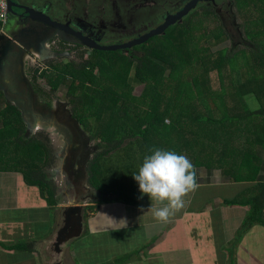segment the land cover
<instances>
[{
	"label": "trees",
	"instance_id": "16d2710c",
	"mask_svg": "<svg viewBox=\"0 0 264 264\" xmlns=\"http://www.w3.org/2000/svg\"><path fill=\"white\" fill-rule=\"evenodd\" d=\"M232 2L243 15V31L253 44L249 56L245 52L241 57L235 53L227 55L226 50L204 55L196 39H192L193 29L201 28L186 23L172 26L164 36L137 46L140 56L94 51L89 62L71 70L63 67L47 78L55 91L69 81L74 119L83 129L92 131L88 132L90 140L97 142L98 149L101 147L88 165L89 183L97 192L118 170L121 172L117 187L124 194L135 192L139 185L133 174L155 149L187 153L195 168H216L220 157L228 156L220 160L219 167L232 179L237 175L225 164L235 159L252 162L248 168L242 165L245 171L240 176L257 177V149H264V0ZM204 11V17L219 21L214 13ZM212 26L207 29L205 41H226L224 30L213 31ZM182 47L185 51H181ZM242 64L244 70L238 69ZM225 66L233 73L227 75ZM57 77L61 80L56 81ZM139 86L143 92L136 97L133 92ZM248 97L256 98L258 110L249 109L252 100ZM0 121V172L15 173L29 187H40L43 195L54 197V204L48 205L56 206L57 186L48 172L57 157L49 134L28 136L21 113L14 106L6 105L0 111ZM113 153L116 155L111 167L98 165L99 159H107ZM28 179L37 182L28 183ZM260 187L259 194L247 204L229 203L251 207V226H264V184Z\"/></svg>",
	"mask_w": 264,
	"mask_h": 264
},
{
	"label": "crops",
	"instance_id": "0c3cea01",
	"mask_svg": "<svg viewBox=\"0 0 264 264\" xmlns=\"http://www.w3.org/2000/svg\"><path fill=\"white\" fill-rule=\"evenodd\" d=\"M20 2L26 6L35 5L29 1ZM35 25L31 24L26 29ZM36 26L41 27L40 30L45 29L41 25ZM12 27L16 32V27ZM10 28L9 24H0V33L5 34L7 41L14 45L19 33L14 35ZM42 43L47 42L42 39ZM44 44L40 49H45ZM42 53L40 50L39 54ZM8 56L16 58L17 50L8 52ZM59 80L57 77L56 81ZM13 81V78L6 76V82L12 89ZM48 83L53 88L50 93L53 99H58V96L66 99L69 81L61 83L56 91L54 85ZM62 88L67 89L65 95L60 92ZM2 94L0 92V111L6 105L14 106L24 99L14 93L8 92L7 96ZM22 119L26 125V119ZM70 127L75 135L71 148L76 150L82 134L74 124ZM83 131L87 136V131ZM67 146L63 145L57 154L53 177L48 175L55 185L66 177L62 174L61 179L57 171L61 172L63 163H68L67 158L70 157L65 155ZM257 155L260 164L257 177L253 179L240 175L235 179L226 177L219 165L216 168L198 166L199 188L184 198L185 206L166 223L156 221L151 212H147L151 201L146 195L141 198L139 189L126 194L102 196L92 186L93 192L84 191L85 194H81L83 188L77 190L78 185L74 184L72 189L66 191L65 199L57 196L66 205H35L29 199L22 204L18 193L22 180L15 173L0 172V264H70L74 260L77 261L74 264H264V226H251L248 219L251 207L229 205L232 201L247 204L259 194L260 186L264 184V149L258 148ZM201 170L203 176L200 175ZM55 176L60 179L59 182L54 180ZM73 190L78 194H73ZM45 198L49 199L47 196ZM75 201L82 209L86 208L87 213L82 211L86 226L83 222L81 236L67 240L57 249V239L66 227L67 210L70 203L75 204ZM90 207L94 209L89 210ZM141 209L144 211L141 212ZM92 251L96 255L104 252V256L96 257V260L78 261L76 252L83 255ZM119 254H122V260H108Z\"/></svg>",
	"mask_w": 264,
	"mask_h": 264
},
{
	"label": "flooded vegetation",
	"instance_id": "af4514ba",
	"mask_svg": "<svg viewBox=\"0 0 264 264\" xmlns=\"http://www.w3.org/2000/svg\"><path fill=\"white\" fill-rule=\"evenodd\" d=\"M13 1L23 5L19 0ZM77 1L79 0H62V2L70 5L72 3V6H74ZM80 1L81 3L83 2L82 6H85L86 0ZM194 1L195 0H97L98 13L95 14L93 19H90V17L86 19L84 17H76L77 14L74 11L76 8H73V11L68 13L67 16L52 13L48 6L38 7L35 5L34 9L48 15L49 18L58 23L69 22L70 27L82 31L84 36L89 37L97 46L112 47L116 45H125L150 33L164 24L168 17L176 16L184 10L187 5ZM234 9L231 0L230 2L229 0H216L215 3L200 2L187 17L174 27H180L189 23L190 19L194 17L197 12L209 10L218 17L220 26L229 40H231L229 28H235L234 26H236L237 31L236 28L235 31L238 32L237 35L241 40L239 44L253 48L251 42L252 45L247 42L246 38V40H244L245 36L237 22ZM142 12L145 14H142ZM14 13L24 15V11L18 9H14ZM226 18L231 19L232 22L226 24ZM12 21L11 18L9 23H12ZM27 22L28 21L24 20L17 21L19 26L15 28L16 32H14V35L19 34L17 35V40H14V45L7 41L8 38L5 34L2 35L0 33V69L5 66L4 63L6 60H8L7 64L11 66L14 65L16 68L20 66V63H22V66L24 64L23 75L17 76L13 81V89L6 82V76L0 73V92H3L4 94L2 95L4 96H7L6 94L9 92L24 98L20 100V103L14 104V106L20 110L22 117L26 119L27 134L35 135L39 132H45L49 134L48 137L51 140L50 132L55 133L61 137L63 145H68L65 150V155L70 158L68 159L66 172H62L65 176L71 169L72 156L86 152L85 158L88 157L89 162L90 157L93 158L96 152L91 149L87 142L86 134L82 127L75 121L76 119H74L68 94L65 100L53 99V97L50 96L53 88L50 87L47 77L53 73L57 74L56 68L59 64V60H67L69 65L67 68L74 69L81 64L89 62L93 57L92 54L94 50H90L83 46L81 42L71 34H62L59 31L54 32L53 30H50L52 33L50 31L47 33L46 29L43 31V28L40 30L41 27L36 26L39 24L26 29L32 24L29 22L30 25H27ZM9 23H6V25ZM12 26L11 24V27ZM62 35L65 36L66 41L62 39ZM42 39L47 42L46 44L42 43L45 49H40L42 45L40 42ZM236 46L237 44L233 43L230 50H234ZM135 48L136 47L121 52H124L126 56L130 57L140 56L141 52L135 50ZM13 49L17 50L16 61L10 60L8 56V52H11ZM40 50L44 52L41 55L39 54ZM21 59L22 62H20ZM6 100L9 101L10 99L6 98ZM72 124H74L76 129L82 134L80 141L77 143L81 148L76 145V150H72L71 148L73 138L75 137L70 127ZM48 175L50 178L53 177L52 170L48 172ZM73 184H75V180L74 183L70 181L69 184L65 182V180L60 182L59 185H57L56 196H61L65 199L64 196L67 194L65 189H72ZM76 189L79 190L78 187ZM75 192L76 190H73V194ZM76 194H78V191ZM68 202H70V200H68ZM77 203L79 202L75 201L74 205H77ZM82 210L86 211V208ZM63 232L65 235L75 234L72 225L66 226Z\"/></svg>",
	"mask_w": 264,
	"mask_h": 264
},
{
	"label": "rangeland",
	"instance_id": "374dc122",
	"mask_svg": "<svg viewBox=\"0 0 264 264\" xmlns=\"http://www.w3.org/2000/svg\"><path fill=\"white\" fill-rule=\"evenodd\" d=\"M19 1H29V2H32V3H35V5H37L38 7L40 6H48V4H50V10L52 13H55L56 15H62V11L65 12L66 16L68 13H70L71 11H73V8H76L74 11L76 12V17L80 18V17H84L85 19L87 17H90V19H93L95 14L98 13V8H97V0H86V3H85V6H82V3L81 1H77L75 3L74 6H72V3L71 5L68 4V3H64L62 2V0H19ZM233 1V0H231ZM230 2V0H229ZM84 11V12H83ZM234 13L236 15V18H237V22L238 24L240 25L241 27V31L242 33L244 34V40L247 39V34L243 31V28H242V25H244V21L243 19H241V16H243L242 14H239L237 12L236 9H234ZM142 14H145L144 12H142ZM64 15V14H63ZM9 20L11 21V18H9ZM226 24L227 23H230L232 22L231 19L229 18H226ZM213 24L211 30H215V29H220L221 26H220V21H216L214 20V18H207V17H204L203 16V13L202 12H197L195 14L194 17H192L189 21V25H191V27H194V26H199L201 29L198 30V29H193V37L192 39H196V42L198 43L199 45V49H200V52L203 51L202 53L204 55H206L208 52H210V54H218L219 52H221L222 50H226L224 52L227 53V55H229V53H235V55H239V57L242 56V52H245L248 54H250V52L252 50L249 49V47H246V46H243L242 44H239L240 43V37L237 35L238 32L237 31V27L234 26L236 28V31H235V28L233 27H230V32H229V35L231 37V40H229L228 38L226 39V41H224L223 43H216L214 40H213V37H212V40L213 41H210L209 43H207L205 41V35L208 34L209 32L207 31V29L210 27V25ZM9 25L11 26V22L9 23ZM209 30V29H208ZM246 38V39H245ZM247 42H249L247 40ZM233 43H236L237 46H236V50L234 51H231V46ZM250 43V42H249ZM251 44V43H250ZM252 45V44H251ZM185 51L184 47L181 48V51ZM230 50V51H229ZM242 59V58H241ZM58 64L57 65V69L56 70H60V69H63V67L65 66L64 69L67 68L68 65V62L67 60H59L58 61ZM245 65L242 64V65H238V69H243ZM71 70V68L69 69ZM225 71V73L227 75H230L231 73H233V70L229 69L227 66L224 67L223 69ZM213 73L212 72L210 74V81L211 83H213L212 81V77H213ZM55 74H51L49 77L51 76H54ZM48 78V77H47ZM229 81V78H226L225 79V83H227ZM253 81V79L251 80ZM66 88H62L60 90V92L65 95L66 93ZM219 90V89H218ZM143 92V87H136L133 94L134 96L136 97H139ZM64 96H61L59 97L58 96V99L59 100H64L65 98H63ZM56 99V98H55ZM249 101L252 100V102L250 101V104H249V109L252 110V111H256L259 109V102L256 101V98L254 97H248L247 98ZM247 100V101H248ZM254 101V102H253ZM50 132V131H49ZM92 134V131L91 130H88L87 131V136H90L89 133ZM50 135H51V138L53 140V146H54V150H55V153L58 154L61 150V148L63 147V142H62V139L60 136L54 134V133H51L50 132ZM91 142V141H90ZM97 142H91V146L94 147V146H97L96 145ZM100 149L101 147L98 149L97 148V151H96V154L100 152ZM86 152H84L83 154L85 155ZM187 153H183L182 155H185L186 156ZM115 153H113L112 155L108 156L107 159H99L100 162H98V165L99 166H102L103 168L104 167H111L114 162V157H115ZM228 156H221L220 159H219V165L222 166V164L220 163V160H223V158L227 159ZM189 160H191V158L189 157L188 158ZM106 160V161H104ZM116 161V160H115ZM86 162H83L82 163V167L85 165ZM252 162L250 163H247V161L244 163V161L242 162H239L237 159L234 160V162H231V163H227L224 165V167L229 170V171H233L235 175L239 176L244 170V168H242V165L244 164L246 168H248V166L251 165ZM90 164V163H89ZM88 164V165H89ZM88 165L86 164V171L84 172L83 170H79L78 172V180L75 179V183L76 185H78V188H83V191H81V194H85V192H93V188L90 186V183H89V180H88ZM121 170H118V171H115V174L114 176L110 175L108 177V180L106 182V186L102 187L101 189H99L100 191V194L103 196V194H108V195H112V194H124L123 190L119 189L117 187V184L118 183V173H120ZM90 173V171H89ZM90 177V175H89ZM54 180H58V182L60 181V179H57L56 176L54 178ZM37 182L36 180H31V179H28L27 182L28 183H31V182ZM57 186V185H56ZM19 189H18V193H19V200H20V203L24 204V203H27V200L29 199V201H31V204H46V203H52L54 204V197H50L49 194L47 193L46 194H42L40 192V187L37 188V187H29L25 181H22L21 184L18 185ZM96 187V186H95ZM47 189V188H46ZM31 196V197H30ZM48 197L49 196V199L50 200H47L45 197ZM79 196V195H78ZM82 196V195H81ZM56 198H58L56 196ZM58 202L57 203H61V204H65L64 200L62 198H58ZM66 205V204H65ZM85 212V211H84ZM87 213V211H86ZM84 222V221H83ZM85 223V222H84ZM71 248V246H69ZM76 256L78 257V261L80 259H85V260H96V257H102L104 256V252L103 253H100L97 255L92 251V252H88L86 254H80L79 252H76ZM122 254H119L117 256H114V257H111L109 258L108 260L112 261V260H122ZM76 263L77 261L74 260ZM74 261H72L70 264H74Z\"/></svg>",
	"mask_w": 264,
	"mask_h": 264
},
{
	"label": "water",
	"instance_id": "95a60500",
	"mask_svg": "<svg viewBox=\"0 0 264 264\" xmlns=\"http://www.w3.org/2000/svg\"><path fill=\"white\" fill-rule=\"evenodd\" d=\"M6 1L8 4V22L7 23H9V18H12V20L14 22L12 21L11 24L14 27L19 26L17 24V21L24 20V21H28L27 24H30L29 22H31L32 24H39L41 26H44V28L46 27L45 29H46L47 33L50 30H53L54 32L59 31L62 34L63 33L64 34L65 33L71 34L74 37H76L81 42V44L83 46L87 47L90 50L99 51V52H116V51L129 50V49H132V48L137 47V46H142L153 38L164 36L166 34V31L170 27L175 26L177 23L181 22L185 17H187L189 15V13L196 8L198 3H200V2L201 3L202 2H204V3H209V2L215 3L216 0H195L194 2L187 5L185 7V9L182 10L176 16L168 17L165 20L164 24H162L157 29L151 31L150 33H148V34H146V35L140 37L139 39H136L130 43H127L125 45H116V46H112V47L97 46V44L95 42H92V40L89 37L84 36L82 31H78V30L70 27L69 22L58 23L57 21H53L51 18H49L48 15H46V14H44L38 10H35L34 9L35 5L30 7V6H26V5H20L19 3H16L13 0H6ZM48 8H49V4H48ZM14 9L24 11V15H19L18 13H14ZM62 13L64 15H66L65 12L62 11ZM10 30L12 33L14 32L13 27H11ZM54 35H57V34H54ZM62 39L64 41H66L65 40L66 38L64 35H62ZM16 59L17 58H10V60H15V61H16ZM20 62H22V59L20 60ZM13 64H14V62H13ZM23 68H24V64L22 66V63H20V66L17 68L14 65L11 66V65L7 64L4 67H1L0 73L3 74L4 76H7V77L9 76L15 80L17 78V76L19 77V76L23 75ZM11 69L13 71H11ZM51 140H52V138H51ZM90 141H91L90 138L87 137V142L89 143V145L91 144ZM52 146H53V140H52ZM90 147L94 152L97 151V146L92 147L90 145ZM53 148H54V146H53ZM80 148H81V146H80ZM58 156L59 155L56 154L57 158H58ZM67 159H69V158H67ZM91 159H92V157H90L89 162H91ZM72 162H73L72 164H74V167L72 168V166H71L69 173H66L67 175H65L66 176L65 182H68V184L70 181H72V183H74L75 179L78 180L79 170H83L85 172L86 168H87L86 164L87 165L89 164L88 157L85 158L84 154L72 156ZM83 162H86V163L82 167ZM66 168H67V163H66V165H65V163H63V165L61 166V169H60L61 173L59 170H58L59 172L57 171V173L60 174L61 179H62V174H63L62 172H64V171L66 172ZM73 170H74V172H73ZM75 185H76V183H75ZM82 211L83 210L79 205L74 206V203H70V207L67 210V221L65 222V225L66 226L72 225L75 234L65 235L63 230H62V232L59 235V238L57 239L56 245H55L57 249H59V247L62 246V244L64 242H66L67 240L76 239V238L81 236L82 228H83V213H82Z\"/></svg>",
	"mask_w": 264,
	"mask_h": 264
},
{
	"label": "clouds",
	"instance_id": "9594fccd",
	"mask_svg": "<svg viewBox=\"0 0 264 264\" xmlns=\"http://www.w3.org/2000/svg\"><path fill=\"white\" fill-rule=\"evenodd\" d=\"M200 175H204L203 170ZM133 179L139 185L141 198L146 195L151 201L147 212L160 223L168 222L179 212L185 206L184 198L200 186L197 170L187 156L163 149H155L145 156Z\"/></svg>",
	"mask_w": 264,
	"mask_h": 264
},
{
	"label": "built area",
	"instance_id": "2783aa9c",
	"mask_svg": "<svg viewBox=\"0 0 264 264\" xmlns=\"http://www.w3.org/2000/svg\"><path fill=\"white\" fill-rule=\"evenodd\" d=\"M8 21V4L6 0H0V24L6 25Z\"/></svg>",
	"mask_w": 264,
	"mask_h": 264
}]
</instances>
